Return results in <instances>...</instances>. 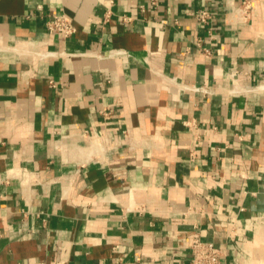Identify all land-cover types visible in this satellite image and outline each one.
Segmentation results:
<instances>
[{
  "label": "crops",
  "instance_id": "obj_1",
  "mask_svg": "<svg viewBox=\"0 0 264 264\" xmlns=\"http://www.w3.org/2000/svg\"><path fill=\"white\" fill-rule=\"evenodd\" d=\"M243 1L0 0V264H190L194 233L264 264V0Z\"/></svg>",
  "mask_w": 264,
  "mask_h": 264
},
{
  "label": "built area",
  "instance_id": "obj_2",
  "mask_svg": "<svg viewBox=\"0 0 264 264\" xmlns=\"http://www.w3.org/2000/svg\"><path fill=\"white\" fill-rule=\"evenodd\" d=\"M153 2L155 3V0ZM252 7L253 0H244L236 10L245 18H248L251 15ZM214 15V12L209 8H199L195 11L194 18L202 24H209ZM46 27L51 34L61 35L64 38L72 37L77 32L74 20L64 12L50 14L46 21ZM72 54L66 50L59 53L53 51L41 52L42 56H69ZM105 114L108 113L105 112ZM190 250L192 255L190 264H223L221 258L224 254V249L213 242L203 240L199 233H194L190 242Z\"/></svg>",
  "mask_w": 264,
  "mask_h": 264
},
{
  "label": "bare ground",
  "instance_id": "obj_3",
  "mask_svg": "<svg viewBox=\"0 0 264 264\" xmlns=\"http://www.w3.org/2000/svg\"><path fill=\"white\" fill-rule=\"evenodd\" d=\"M23 49H25V48H23ZM27 49V48H26Z\"/></svg>",
  "mask_w": 264,
  "mask_h": 264
}]
</instances>
